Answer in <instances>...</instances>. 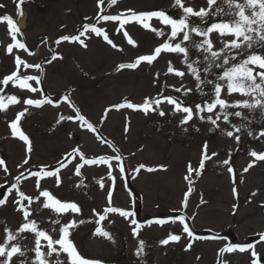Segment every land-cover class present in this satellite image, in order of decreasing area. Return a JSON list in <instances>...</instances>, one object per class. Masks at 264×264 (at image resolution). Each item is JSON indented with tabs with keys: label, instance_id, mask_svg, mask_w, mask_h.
Here are the masks:
<instances>
[{
	"label": "rangeland",
	"instance_id": "rangeland-1",
	"mask_svg": "<svg viewBox=\"0 0 264 264\" xmlns=\"http://www.w3.org/2000/svg\"><path fill=\"white\" fill-rule=\"evenodd\" d=\"M173 2L174 0H118L114 6H110L109 0H104L103 5L98 7V0H23L22 3L21 0H0V5H3L0 7V17L10 16L20 29L17 39L26 46L36 48L30 51L32 55L17 49L13 50V54H7L6 46L12 43V40L8 34L7 23L0 22V80L16 70V55L30 64L39 63L43 69L42 73L35 68H22L20 72L21 76H39V85L35 81L29 83L41 91L32 93L13 87L11 83L7 87L5 98L16 95L21 102L10 105L6 112L0 111V159L4 161V164L0 165V185L3 186L0 187V194H6L11 185L17 183L16 177L23 173L24 176L19 181L20 190L28 196H38L37 178L30 173L42 168L45 171L55 170L59 167L58 162L74 148H79L89 159L119 156L125 172H120V162L111 160V174L115 180L109 178L110 169L107 164L84 165L81 175H75V165L82 163L77 157L66 168L60 169L59 186L56 185L55 177H46L40 181V190L47 189L61 201L76 202L80 206V214L67 213L59 219L61 223L73 219L84 221L71 230L70 237L84 258L99 261L100 264H218L219 249L228 244L251 243L255 244V250L264 261V242L257 243L258 234L264 233V162L257 161L248 172L243 171L254 160L249 154L250 151L264 153V135L253 141L248 135L251 129H264V109L229 107L223 112L219 109L213 113L205 111L199 114L204 117L203 120L194 116L187 124H182L181 120L185 114L174 111L173 105L166 102H162L158 107L153 105L156 110L147 114L142 110H116L112 107L125 102L140 105L145 98L155 100L161 96H171L191 107L195 113L197 104L203 105L205 101L214 98V83H225L218 79V74L223 69L214 67L205 60L207 53L193 47L192 41L199 43L202 39L195 34L191 41L185 43L188 49L187 63L183 54L164 51L151 65L141 62L135 69L117 70L120 64L133 63L139 56L152 54L157 46L165 42L170 28L153 18L151 25L158 29L163 28L166 34L164 37H158L154 32L145 30L135 21L116 31L119 21H97L98 14L119 15L128 9L137 13L164 10L170 16L178 18L180 9L173 7ZM236 2L243 3L244 0ZM185 6H191L197 11L209 7L208 0H185ZM215 7L214 5L213 8ZM220 8L223 11L210 14L206 18L205 27L217 22L218 17L224 22L228 21L227 5L221 4ZM256 10L258 12L259 8ZM245 13L250 14L251 9L246 8ZM86 17L88 19H85ZM192 21L199 23L196 17H192ZM85 24H94L104 29L118 47H111L102 37L95 34L81 37L87 44L86 48L79 43L66 41L56 44V40L61 36L78 34ZM124 31L135 41V46L127 42ZM232 38H220L213 32V50L219 51L222 39ZM181 40L182 34L173 43ZM254 51L264 55V45L256 47ZM234 54L235 52L229 53ZM54 55L58 58L52 60ZM49 60L52 62L48 63ZM169 62L174 69L184 72L185 75L178 77L174 73H168ZM188 64L200 69L204 83L196 79ZM205 67L207 71L204 70ZM254 71L260 69L256 68ZM0 87L4 86L0 84ZM176 88L181 91H175ZM185 89L191 91L185 92ZM64 96L69 97L80 114L96 129L95 132L75 120L56 123L60 115L75 116V110L62 100ZM45 97L59 101V105L46 104L37 108L23 104V100L27 98ZM221 98L234 104L244 100L254 103L255 99L260 97L255 93L253 97L239 93L227 95L225 89ZM25 107L28 112L21 119L20 127L30 138L31 153L27 152L23 141L12 136L9 128V122ZM160 111L165 114L159 115ZM237 111L241 112L240 117L231 114ZM225 114H229L230 126L224 121ZM217 115L220 119L213 125L207 118L211 116L216 119ZM210 127L215 128L213 133H208ZM236 128L240 130L237 132ZM227 131H232L233 137H227ZM236 136L240 137L239 142L236 141ZM205 144L209 156L214 152L217 155L205 161L201 175L197 176L193 172L186 180L189 164L193 169L199 167ZM26 158L29 163L24 165ZM229 158L235 176L227 171L229 165L223 164V161ZM140 165L145 167L137 173L135 169ZM5 167L7 172L4 171ZM147 168L155 170L149 172ZM101 179L104 182L103 188L98 183ZM233 187L237 188L238 196L233 195ZM110 190L111 206L134 213L128 219L110 213L101 222L103 228L111 234V240L93 234L96 227L100 226L96 223L98 216L93 210L103 214V209L109 206L107 197ZM253 192L257 194L252 196ZM186 195L187 207H184ZM16 199L19 197L13 190L7 203L0 206V242L4 239L5 224L15 232L22 223V214L16 211L13 202ZM43 199L41 198V202ZM233 205L238 206L235 213ZM32 207L39 208V211L31 218L35 219L42 229L51 232L52 228H56L57 231L51 234L54 239H58L60 225L50 223L58 218L57 215L36 203ZM181 215L185 217V223L196 237L217 238L195 239L192 248L185 250L191 238L183 232V225L178 220L162 227L150 223L156 218ZM138 218L144 221L139 222ZM132 219L140 226L136 236L132 231L136 227L131 223ZM170 232L181 235V240L178 243L170 242L168 245L160 244ZM22 235L27 238L17 239L12 243L20 244L22 248L34 247V235ZM140 240L144 241V251L138 256ZM34 255L33 251L26 252L27 259H33ZM24 259L25 257L18 255L13 256L11 264H20ZM222 259L227 264L251 262L249 252L225 253Z\"/></svg>",
	"mask_w": 264,
	"mask_h": 264
},
{
	"label": "snow or ice",
	"instance_id": "snow-or-ice-1",
	"mask_svg": "<svg viewBox=\"0 0 264 264\" xmlns=\"http://www.w3.org/2000/svg\"><path fill=\"white\" fill-rule=\"evenodd\" d=\"M23 0H21V3ZM118 0H109V5L114 6ZM104 3V0H98V7L102 6ZM221 4H226L229 12L227 15L229 16V19L227 22H224L221 18H217V22L212 23L211 25H208L205 27L204 25L207 23L206 18L210 14H214L220 11H223L222 8H220ZM208 9L201 8L198 11L194 9L191 6H185V0H174L173 7L180 9V16L173 17L170 16L166 11L164 10H154V11H148V12H140L137 13L136 11L132 9L126 10V12H122L119 15H99L97 16V21L103 20V21H112L116 22L119 21V28L116 31H119L120 29H123L125 24L130 23L132 21H135L139 23L145 30H149L154 32L158 37H164L165 31L163 28H155L151 25L150 21L155 18L157 19L162 25L167 26L170 28V32L167 33V37L165 39V42L159 46H157L154 49V52L149 55H142L139 56L135 62L133 63H127V64H120L118 66L117 70H123V69H135L137 68L141 62H146L149 65H151L154 61L157 60V58L160 56V54L164 51L172 52V53H179L183 54L185 56V62L187 63V52L188 49L185 46L186 42H189L192 40L193 34L202 37L201 41L199 43L192 41L193 47H195L198 51H202L207 53L205 56V60L209 63H212L214 67L222 68L223 71L218 74V79L223 80L224 84L214 83L213 81H207L208 83H214V98L210 101H205L203 105L197 104L195 106L196 112H193V109L189 106H185L182 101H178L177 99L168 96L164 97L161 96L159 99L153 100L152 98H145V101L143 104L137 105L130 102L120 103L117 105L112 106L116 110L122 109V108H128L133 110H142L145 114H147L149 111L156 110L153 108V105L158 107L162 102H166L167 104L173 105V110L178 112H183L185 115L181 120L182 124H187L189 121H191L194 116H199L201 120L204 119L203 116L199 115L203 112L213 113L217 109L220 111H224L225 109L229 107H243V108H254L258 107L260 109H264V55L257 54L254 49L258 46L264 45V0H244L243 3H237L236 0H208ZM216 6L213 8V6ZM0 7H3V5H0ZM19 8V4L17 5ZM257 7L259 8V11L257 12ZM250 8L251 13L246 14L245 9ZM101 12H103V8L101 7ZM22 14V13H21ZM192 17H196L199 20V23H195L192 21ZM85 19H88L87 17ZM0 22H6L8 25V34L11 37L12 43H9L6 46V53L7 54H13V50H24L25 52H28L29 55H32V53L27 48L26 44L21 42L19 39H17V35L20 34V29L16 25V22L10 17V16H3L0 17ZM215 32L218 37L224 38L227 36L233 37L230 40L222 39V47L219 49V51H214V44L213 40L211 39V34ZM86 34H95L97 37H102L103 40L109 44L113 48H117L118 46L113 42L112 39L109 38V35L106 33V31L100 27L89 24L83 25L82 30L78 32V34L75 35H64L59 37L56 40V44H60L61 42H70V43H79L83 47H87V44L83 39H81L82 36H85ZM182 34V40L180 42L173 43V41H176L178 37H180ZM123 35L127 38V42L130 45L135 46V41L129 36L127 31H124ZM235 52L234 55H229V53ZM58 57L54 55L52 57V60L57 59ZM62 58V57H61ZM216 61H221V63H216ZM232 61H237L236 63H231ZM52 61L49 60L48 63H51ZM14 63L16 70L13 71L11 74L5 76L2 80H0V84H2L4 87H0V93H3L5 88L11 85L13 87H18L20 89H26L32 93H35L37 91H41V89H38L37 87H33L32 84L29 83V81H35L36 84H40L41 80L39 76H31V75H20L21 69H32L35 68L37 70H40L41 73L43 72V69L39 63L37 64H30L27 61L21 59L19 55H16L14 57ZM230 65V67L225 68L224 66ZM188 67L191 71V73L196 77L198 81L201 83H204L203 80H201L200 76V69L197 67H193L192 64H188ZM260 69V71H254V69ZM207 71V67L204 69ZM168 73H174L178 77H183L185 75L184 72L174 69L171 66V62H169V67L167 69ZM159 74H157L158 77ZM199 88V85H198ZM227 95H232L233 93H239L242 96H249L253 97V94H258L260 97L259 99H255L254 103H250L248 100L244 101H237L234 104H230L229 101H227L224 98H221V94L225 92ZM175 91H181V89L176 88ZM185 92H190L191 89H185ZM5 99H7V103H5ZM62 100L69 103L70 107H72L75 110V116H64L60 115L58 120L56 121L57 124L65 121V120H75L79 121L81 126L86 125L87 129L90 131L95 132L96 129L93 127L91 123L87 121V119L80 114L79 109L76 108L74 104L71 103L68 96L62 97ZM21 102L20 98H18L16 95H10L5 98L4 95H0V111L6 112L8 107L10 105H16ZM23 104L27 106H34V107H42L44 105H53L58 106L59 101H53L50 98H42V99H32L27 98L23 100ZM108 111V110H106ZM28 112V108L25 107L22 111L17 113L15 119L11 122H9V128L11 130L12 136L18 137L19 140L23 141L25 145L27 146V152H32V145L30 138L23 132V130L20 127V121L21 119L26 115ZM165 113L163 111L159 112V115H164ZM232 115H235L237 117L241 116V112L237 111L235 113H231ZM228 115H224L225 122H228ZM211 121L213 125L216 124V121L220 119V116L217 115L216 119H213L211 116L207 118ZM127 130V129H126ZM240 129L236 128V131L238 132ZM264 135V133H261ZM232 131H227L226 136L231 138L233 137ZM236 141L239 142L240 137H235ZM250 156L254 158V160L247 165L243 169V171L246 173L248 172L257 161L264 162V153H257L256 151H250ZM217 155V153H212V156ZM212 156H209L207 153V144L203 147L202 152V158L199 164V167L197 169H193L191 165L188 166V175L185 176V179L188 180L189 176L193 172L197 176L202 174V171L205 166V161L212 158ZM79 158L82 163H77L75 165V175L80 176L81 175V168L84 165H99V164H107L109 167V178L112 180H115V177L111 174V160H116L118 162L121 161V157L115 156V157H105L101 156L94 159L86 158L85 155L80 152L79 148H74L70 153H67L64 157V159L59 163V167L52 171H45L43 168L40 171L30 173V175L35 176L37 178L36 180V188L38 191V196L31 197L26 195L23 191L20 190L19 187V181L21 177L24 176L23 173L20 174V176L16 177L17 183H13L11 187L8 189V192L6 194H0L2 198H0V206H4L7 203L8 196L11 194L13 190H15L16 196L19 197V199L14 200V204L16 205V211L20 212L22 214V223L20 226L13 232L10 228L7 227L5 224L4 226V239L2 242H0V264H11L13 256H20L25 257L24 260H21L20 264H100L99 261L89 260L84 258L77 250L74 242L72 239H70L72 232L71 230L78 226V224H83L84 221L80 220L77 221L75 219L69 220L66 223H61V220L59 217L67 214H80L81 208L76 202H64L60 199L56 198L50 191L47 189L40 190V181L46 177H55L56 185L59 186L61 183V178L59 176V171L62 168H66L68 164L72 162V160ZM29 163V159L26 158L23 161L24 165H27ZM4 161L3 159H0V165H3ZM224 165H229L227 168V171L235 176V171L233 167L230 166V158L225 159L223 161ZM118 167L121 173L125 172V167L122 162L118 163ZM144 165H140L139 168L135 169V171L138 173L142 168H144ZM163 167V166H161ZM153 168H147V171L151 172L154 171ZM5 172H7V168L4 169ZM27 179V177H25ZM243 181H241L242 183ZM101 188L104 187V182L101 179L98 181ZM233 183H235V180H233ZM79 186V185H78ZM0 187H3L0 185ZM191 191V189H189ZM232 192L234 196H238L237 188L233 187ZM257 193L253 192L251 193L252 196H255ZM41 198H44L41 202ZM108 205L103 209V214L96 213L95 210H93L94 214L98 216V220L96 223L100 226L96 227L94 230V235H98L103 238H107L109 240L112 239L111 234L103 228L101 225V222L104 221L108 214L115 213L119 216L128 219L134 215L133 212L123 210L114 206H111L112 204V191L110 190L108 193ZM27 201V203H25ZM36 203L40 205L44 209H50L52 210L56 215L57 219L51 220L52 225H60L58 229L59 238L54 239L51 232H56V228H52L51 232L49 230H45L39 227L38 222L35 219H32L33 214L35 212L39 211V208H33L32 205ZM183 206L187 207V195L185 197V200L183 202ZM238 206L233 205V213H235V210ZM177 220L180 222L181 225H183V232L187 234L189 238H191V241L186 245L185 250H190L193 246V242L195 239H216L217 237H196L194 235V232L189 228L188 224L185 223V217L183 215L178 217H167V218H156L154 221L150 223H155L159 226H163L166 223H176ZM131 223L133 225H136V227L133 228V235H138V229L139 224L135 219L131 220ZM25 233L33 234L34 239V247L28 248L27 246L21 247L20 244L12 243V241H15L17 239H26L27 237L22 235ZM259 235V242H264V233H260ZM181 235L169 233L167 238L162 239L160 241V244L162 245H168L170 242L172 243H178L181 240ZM46 249V250H45ZM33 251L34 252V258L33 259H27L26 252L27 251ZM144 251V241H139V247L137 250V255L143 254ZM239 251L240 253L249 252L251 256V262L250 264H264V261H262L261 256L257 253L255 250V244H244V245H233L228 244L225 247L219 249L218 251V264H227V262L223 261L222 257L225 253H235ZM53 257H55L53 259ZM66 257V260H65ZM199 259V257H197Z\"/></svg>",
	"mask_w": 264,
	"mask_h": 264
},
{
	"label": "water",
	"instance_id": "water-1",
	"mask_svg": "<svg viewBox=\"0 0 264 264\" xmlns=\"http://www.w3.org/2000/svg\"><path fill=\"white\" fill-rule=\"evenodd\" d=\"M7 90H8V88H5L4 92L1 93L0 95H4V96H5V95L7 94ZM224 121H225V120H224ZM226 124H227L228 126H230L229 117H228V122H226ZM214 130H215L214 127H210V128L208 129V133H213ZM261 133H264V129H261V130L251 129V130H249V132H248L249 139L253 141V140L257 139L260 135H262Z\"/></svg>",
	"mask_w": 264,
	"mask_h": 264
},
{
	"label": "bare ground",
	"instance_id": "bare-ground-1",
	"mask_svg": "<svg viewBox=\"0 0 264 264\" xmlns=\"http://www.w3.org/2000/svg\"><path fill=\"white\" fill-rule=\"evenodd\" d=\"M20 24L22 25L23 23L21 22ZM27 48L29 49V51L36 50V48L34 46H31V45H27ZM138 221L141 222L144 220L138 218ZM200 234L203 235L204 233H200Z\"/></svg>",
	"mask_w": 264,
	"mask_h": 264
}]
</instances>
